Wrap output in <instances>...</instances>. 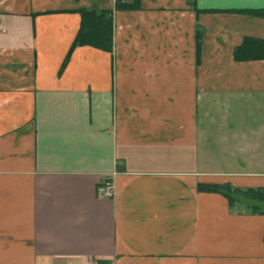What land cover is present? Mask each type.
Returning <instances> with one entry per match:
<instances>
[{
	"label": "crops",
	"instance_id": "obj_1",
	"mask_svg": "<svg viewBox=\"0 0 264 264\" xmlns=\"http://www.w3.org/2000/svg\"><path fill=\"white\" fill-rule=\"evenodd\" d=\"M114 2L0 0V264H264V213L197 189L264 187V0H141L61 69Z\"/></svg>",
	"mask_w": 264,
	"mask_h": 264
},
{
	"label": "trees",
	"instance_id": "obj_2",
	"mask_svg": "<svg viewBox=\"0 0 264 264\" xmlns=\"http://www.w3.org/2000/svg\"><path fill=\"white\" fill-rule=\"evenodd\" d=\"M141 0H115L112 8H79L81 16L79 29L70 45L61 69L67 64L73 50L77 46L89 45L108 52L113 51V14L115 10L141 9ZM199 11V10H198ZM237 12L264 17V9H238ZM198 47L201 44V32L197 33ZM234 59L237 61L264 59V39L246 36L235 47ZM122 166L117 165V170ZM199 191L219 192L228 200L231 209H244L249 213H264V187L239 188L230 183H198ZM100 262H107L101 260Z\"/></svg>",
	"mask_w": 264,
	"mask_h": 264
},
{
	"label": "built area",
	"instance_id": "obj_3",
	"mask_svg": "<svg viewBox=\"0 0 264 264\" xmlns=\"http://www.w3.org/2000/svg\"><path fill=\"white\" fill-rule=\"evenodd\" d=\"M95 264H107V263H105V262H96Z\"/></svg>",
	"mask_w": 264,
	"mask_h": 264
}]
</instances>
